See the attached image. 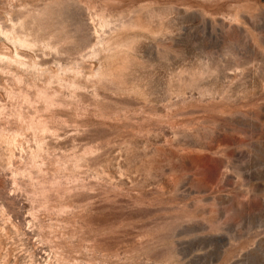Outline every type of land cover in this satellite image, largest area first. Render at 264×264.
Wrapping results in <instances>:
<instances>
[{"label":"rangeland","instance_id":"obj_1","mask_svg":"<svg viewBox=\"0 0 264 264\" xmlns=\"http://www.w3.org/2000/svg\"><path fill=\"white\" fill-rule=\"evenodd\" d=\"M0 264H264V0H0Z\"/></svg>","mask_w":264,"mask_h":264}]
</instances>
